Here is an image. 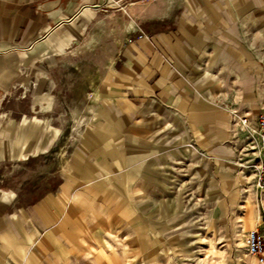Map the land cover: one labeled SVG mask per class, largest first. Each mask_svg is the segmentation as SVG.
<instances>
[{
    "label": "rangeland",
    "instance_id": "rangeland-1",
    "mask_svg": "<svg viewBox=\"0 0 264 264\" xmlns=\"http://www.w3.org/2000/svg\"><path fill=\"white\" fill-rule=\"evenodd\" d=\"M247 34L264 50V23ZM55 59L25 67L0 106V187L25 206L67 191L55 263L257 264L246 239L264 196L239 118L207 142L163 106L102 98L98 54Z\"/></svg>",
    "mask_w": 264,
    "mask_h": 264
},
{
    "label": "crops",
    "instance_id": "crops-1",
    "mask_svg": "<svg viewBox=\"0 0 264 264\" xmlns=\"http://www.w3.org/2000/svg\"><path fill=\"white\" fill-rule=\"evenodd\" d=\"M262 20L264 0H0V106L25 67L84 49L98 54L105 100H148L225 141L223 126L264 105V50L247 34ZM66 193L25 206L0 187V264H56Z\"/></svg>",
    "mask_w": 264,
    "mask_h": 264
},
{
    "label": "built area",
    "instance_id": "built-area-1",
    "mask_svg": "<svg viewBox=\"0 0 264 264\" xmlns=\"http://www.w3.org/2000/svg\"><path fill=\"white\" fill-rule=\"evenodd\" d=\"M138 38L143 39V36ZM239 120L240 132L245 136V148L253 156L255 163L256 189L264 194V105L257 119L241 117ZM255 226L254 230L247 233V251L249 256L256 259L257 264H264V212Z\"/></svg>",
    "mask_w": 264,
    "mask_h": 264
},
{
    "label": "bare ground",
    "instance_id": "bare-ground-1",
    "mask_svg": "<svg viewBox=\"0 0 264 264\" xmlns=\"http://www.w3.org/2000/svg\"><path fill=\"white\" fill-rule=\"evenodd\" d=\"M255 259V258H254ZM256 260V259H255Z\"/></svg>",
    "mask_w": 264,
    "mask_h": 264
}]
</instances>
